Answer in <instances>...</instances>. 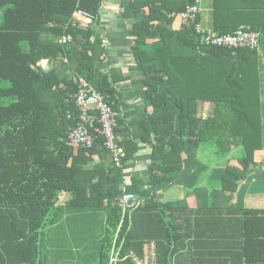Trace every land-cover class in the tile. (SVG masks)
Here are the masks:
<instances>
[{"label": "trees", "instance_id": "obj_1", "mask_svg": "<svg viewBox=\"0 0 264 264\" xmlns=\"http://www.w3.org/2000/svg\"><path fill=\"white\" fill-rule=\"evenodd\" d=\"M103 2L0 0V264H41L40 238L55 223L62 195L77 208L105 210L96 264H109L112 248L120 258L115 264H134L127 255L141 258L149 243L155 246L156 264H171L180 249L189 248L179 246L189 237L180 236L187 224V232L194 224L206 236L212 225L224 235L231 227L233 240L241 243V263L264 264V209L218 206L227 204L237 184L254 172V157L264 148L258 65L264 51V0L211 3L214 34L248 26L258 34V49L204 45L195 31L201 12L194 22L179 16L194 0L120 1L151 112L133 137L117 115L114 134L124 152L118 165L103 146L97 115L83 118L77 103L82 77L118 113L107 75H93L106 53L96 33ZM78 10L93 16L84 29L72 20ZM76 36L84 41L77 43ZM59 54L75 62L70 74L43 69V60ZM204 105L209 112L202 119ZM80 125L94 134L90 146L68 139ZM139 143L151 147L146 174L127 178ZM210 143L218 159L240 149L238 171L224 169L203 207L162 201L157 188L169 174L190 170L198 149ZM125 192L138 199L137 206L121 209ZM239 215L242 219H236Z\"/></svg>", "mask_w": 264, "mask_h": 264}, {"label": "crops", "instance_id": "obj_2", "mask_svg": "<svg viewBox=\"0 0 264 264\" xmlns=\"http://www.w3.org/2000/svg\"><path fill=\"white\" fill-rule=\"evenodd\" d=\"M120 1L104 0L102 4L96 33L105 41L106 53L102 61L95 63L93 75L94 77L102 74L107 75V81L114 90L113 103L117 108L118 115L123 119L124 126L130 132V137H133V133L139 134L143 130L145 117L151 112V107L148 100L144 98L146 88L141 84L142 77L134 68L136 63L131 49L134 42L127 35L129 23L121 19ZM203 2L204 5H202ZM211 3L212 0L210 3L207 0H201L200 22L204 28L210 30H212ZM84 28L80 27V29ZM154 40L157 39L153 38L147 42ZM75 41L81 44L84 39L81 36H76ZM258 55L260 100L264 122V51H260ZM42 65L43 69H56L63 76L73 71L75 62H68L64 55L59 54L55 59L43 60ZM208 112V105L202 106L201 118L205 119ZM139 145L134 162L127 169L125 175L127 178L133 174H137L139 177L146 174L145 170L149 163L151 147L149 143H139ZM205 145H208L207 148L204 146L198 149L197 161L194 162L190 170L181 169L171 175L169 174L162 185L157 188V194L162 201L176 202L182 200L188 208L203 207L207 203L208 190L218 189V181L222 178L224 169L238 171L240 149L234 148L232 155L218 159L215 156L213 145L211 143L210 146L209 144ZM93 158L99 162L97 155H94ZM262 164H264V148L258 151L254 157L256 167L254 172L248 174L237 184V188L231 193L227 204L219 202L218 206H230L234 209H264V167ZM219 196L220 192H218ZM64 199L67 200L66 195L62 197V200ZM212 205L215 206L216 202L213 201ZM82 211L80 218H84L88 229L91 226H99L95 220L97 219L101 222L103 220L104 231L105 212L103 216L99 217L101 209L97 215L96 210L93 211L94 214L90 211ZM61 218L62 216L58 215L55 223L47 228L57 225ZM238 218L242 219L240 215L236 217V219ZM230 225L234 227L233 223ZM187 226L188 224L180 231V236L189 237L187 240L180 241L179 246L182 248L188 244L189 248L180 249L172 258L171 264H242L239 256L241 243L240 240H233L234 236L230 233L231 227L228 229V233L224 235L222 231H218L217 225H212L209 236H206L203 232H198L194 224L191 228L189 227V232H187ZM236 230L239 233V228ZM103 231L100 236L93 238H91L92 236H41L40 263L88 264L85 257L91 252L92 261L90 264H96ZM45 238L48 239V244L44 246ZM92 242H95L94 246L92 250H89L90 246H86V244Z\"/></svg>", "mask_w": 264, "mask_h": 264}, {"label": "built area", "instance_id": "obj_3", "mask_svg": "<svg viewBox=\"0 0 264 264\" xmlns=\"http://www.w3.org/2000/svg\"><path fill=\"white\" fill-rule=\"evenodd\" d=\"M201 12V0H194L186 10L180 13V18L185 22H194L197 15ZM92 15L86 11H75L72 14V20L75 21L74 25L78 28H84L86 24L92 20ZM196 33L202 35V43L206 46H222L226 48H239L246 47L250 49H258L259 38L258 34L251 30L248 26L240 28L233 34H214L212 30L204 28L201 24L195 25ZM65 41V37H62ZM78 81L81 84L79 90L77 103L82 110V117L88 116L94 112L97 115V123L99 125L98 133L103 137V146L108 150L116 161L117 165L119 160L124 156V152L116 143V136L114 134V126L116 125V117L118 113L112 111L109 105L103 102L102 97L92 90L84 78L79 77ZM68 139L75 144H85L90 146L94 140L93 132L87 130L84 125H80L73 129L69 134ZM138 199L129 192H125L119 199L118 205L122 210L137 206ZM116 238V236H115ZM130 257L134 264H155V251L153 243L144 245L143 256L137 257L134 253L130 252L127 257ZM120 260L117 252L112 248L109 264H115Z\"/></svg>", "mask_w": 264, "mask_h": 264}, {"label": "rangeland", "instance_id": "obj_4", "mask_svg": "<svg viewBox=\"0 0 264 264\" xmlns=\"http://www.w3.org/2000/svg\"><path fill=\"white\" fill-rule=\"evenodd\" d=\"M211 2V0H207V2ZM204 5V2L202 3ZM264 167V164H262ZM63 195L59 198L58 205H60V209L58 211V215L62 216V218L59 220L58 224L52 227L47 228L44 230L43 236H100L101 232L103 231V220L102 222L100 220L95 219L99 226H91L89 229L85 225L84 218H80L81 214L84 211H90V213L94 214L93 211L96 212V215L98 214V209H81L77 208L78 206H72L69 204V201L66 199L62 200ZM182 201V200H178ZM105 210L101 209L99 217L103 216ZM101 224V227H100ZM84 225V226H83ZM86 228V229H85ZM83 229V230H82ZM119 229V228H118ZM118 229L115 232L114 236H117ZM115 240V238H114ZM95 242H92L90 244H86V246H90L89 250H92V247L94 246ZM48 244V239H44V246ZM85 260L88 264L92 261L91 252L86 254Z\"/></svg>", "mask_w": 264, "mask_h": 264}]
</instances>
